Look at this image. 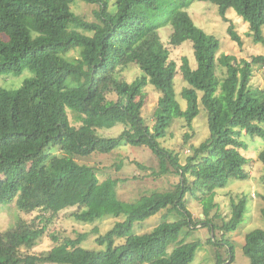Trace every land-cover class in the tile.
I'll use <instances>...</instances> for the list:
<instances>
[{"label": "trees", "instance_id": "trees-1", "mask_svg": "<svg viewBox=\"0 0 264 264\" xmlns=\"http://www.w3.org/2000/svg\"><path fill=\"white\" fill-rule=\"evenodd\" d=\"M75 1L0 0V75L33 73L17 89L0 86V205L15 202L24 212L50 213L0 232V264H190L201 242L185 237L198 223L226 233L243 219L245 196L231 202V216L219 226L208 217L217 206L216 189L249 176L241 151L247 148L244 136L264 140V89L250 84L253 67L264 65V54L239 61L217 56L219 40L197 26L187 9L207 1L226 22L232 9L248 23L252 40L264 46V0H81L97 6L90 21L72 10ZM164 27L171 30L170 46L191 43L195 67L183 57L177 71L161 39ZM227 33L241 44L232 23ZM70 51L78 55L68 56ZM132 63L141 74L128 81L122 70ZM178 72L186 82L180 93L185 109L176 98ZM147 85L159 92L152 125L141 114ZM198 102L207 113L208 136L181 162L159 140L175 119L191 127ZM115 125H123L117 136L99 133ZM122 144L148 147L158 160L155 175L172 172L178 182L123 201L117 179L99 180L94 167L76 160ZM258 159L264 166V150ZM188 193L203 203L204 219L198 223L186 208ZM74 206L83 222L124 218L96 238L99 249L81 246L80 236L39 253L23 250L36 244L56 213ZM165 209L178 218L169 221L165 214L150 231L131 232L135 223ZM261 215L264 219V209ZM208 241L226 245V258L216 251L215 264H233L232 244L223 237ZM242 251L249 264H264V228L245 235Z\"/></svg>", "mask_w": 264, "mask_h": 264}, {"label": "rangeland", "instance_id": "rangeland-1", "mask_svg": "<svg viewBox=\"0 0 264 264\" xmlns=\"http://www.w3.org/2000/svg\"><path fill=\"white\" fill-rule=\"evenodd\" d=\"M71 7L76 14L89 21L94 19L93 11L97 9L96 5L88 4L81 0H76ZM187 11L197 26L201 27L208 34L214 35L219 40L220 47L217 56L222 53L229 54L236 61H239L241 59L251 60V56L264 54V46L252 40L251 35L248 34V23L243 21L234 10L229 9L226 13V17L229 19L228 22L224 21L218 14L216 5L207 1H195L188 7ZM230 23L233 24V29L240 36L241 44L232 40L227 33ZM170 31L167 27L161 28L160 35L162 42L170 50L169 58L176 63L177 71L180 70L183 57L188 58L191 67H195L191 43L185 41L180 46H170L168 44ZM67 55L77 56L78 52L70 51ZM252 71L250 84L264 89V65H255ZM217 73L221 75L219 69ZM140 74V68L134 63L129 64L128 67L122 70L123 77L128 81L133 80ZM32 76L33 73L29 69L23 70L18 75H0V86L5 89L14 90L19 88L25 80ZM184 86H186V82L178 72L175 76V92L176 98L183 109L186 107V102L180 93ZM110 97L113 98V95ZM141 97L144 101L141 114L146 123L152 125V114L157 104L159 92L151 85H147L144 87ZM198 105L199 113L193 119L191 127H188L183 119H175L168 128L166 136L159 140L161 146L178 153L181 162H184L185 157L191 154L192 145H198L208 136L207 113L200 102H198ZM122 129L123 125H115L110 129H101L99 133L103 136H117ZM244 140L246 141L247 148L241 151L247 158L245 168L248 170L249 176L243 180L232 178L226 186L216 189L214 202L217 206L210 211L208 217L219 226L223 220L230 218L231 202H237L239 197L245 196L246 203L243 219L235 229L224 233L220 228L209 229L202 226L198 222L204 219L203 203L198 197L194 198L189 193L186 195V208L191 213L193 221L198 224L194 229L189 231L185 237V241L201 242L190 264H215L216 251L220 253L222 258H226V245L214 246L208 241L210 237L214 238L215 241H220L221 237H223L225 242L233 245V264H249V259L242 251L245 235L254 229L264 228V219L261 215V210L264 209V166L258 159L259 152L264 150V140L248 136H244ZM51 150L57 152L54 149ZM76 160L79 163L94 167L99 180H104L108 177L117 179V195L123 201H131L153 190L162 191L169 189L178 182V176L172 172L158 176L155 175L159 170L158 160L151 150L144 146L135 147L122 144L110 153H93L88 157H77ZM2 181L3 176L0 175V183ZM199 195L197 193V196ZM79 211L80 208L74 206L56 213L50 219L45 232L37 240L36 244L30 249L23 250L28 253H39L50 249L65 238L77 239L80 236H83L80 243L81 246L87 249H99L100 247L96 242V238L124 218L123 216L114 217L107 215L91 222H83L76 219L74 215ZM40 214L43 213L38 209L24 212L16 206L15 202L0 205V232L17 225L20 221L29 222L35 219V221L39 222L37 216ZM49 214L45 213L42 216L46 218ZM165 214H167L166 219L169 221L178 218L173 212L168 213L165 209L155 216L135 223L131 232L145 233L150 231L162 221ZM184 234H186V229L181 231L180 238ZM53 236L57 237L58 240H53ZM121 242L122 240H117V243ZM173 246L169 247V251Z\"/></svg>", "mask_w": 264, "mask_h": 264}]
</instances>
